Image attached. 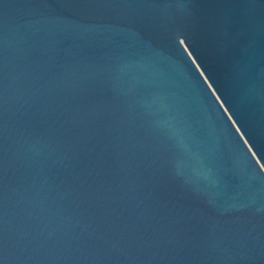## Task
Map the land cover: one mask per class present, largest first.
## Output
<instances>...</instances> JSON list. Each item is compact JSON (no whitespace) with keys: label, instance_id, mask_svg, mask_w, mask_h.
<instances>
[{"label":"water","instance_id":"95a60500","mask_svg":"<svg viewBox=\"0 0 264 264\" xmlns=\"http://www.w3.org/2000/svg\"><path fill=\"white\" fill-rule=\"evenodd\" d=\"M0 260L264 264V0H0Z\"/></svg>","mask_w":264,"mask_h":264},{"label":"snow or ice","instance_id":"6c2138e0","mask_svg":"<svg viewBox=\"0 0 264 264\" xmlns=\"http://www.w3.org/2000/svg\"><path fill=\"white\" fill-rule=\"evenodd\" d=\"M87 7H107V4H99V3H85ZM0 264H3V261L0 260Z\"/></svg>","mask_w":264,"mask_h":264}]
</instances>
